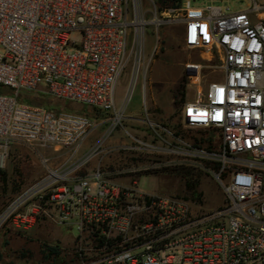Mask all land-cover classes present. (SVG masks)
I'll list each match as a JSON object with an SVG mask.
<instances>
[{"label":"built area","instance_id":"obj_1","mask_svg":"<svg viewBox=\"0 0 264 264\" xmlns=\"http://www.w3.org/2000/svg\"><path fill=\"white\" fill-rule=\"evenodd\" d=\"M174 11L185 46L219 58L221 80L186 101L181 117L188 128L218 132L216 147L185 145L206 163L225 202L199 210L190 199L142 193L134 182L112 181L101 163L112 150L105 140L124 117V108L115 107L116 81L131 65L133 87L144 66L146 25L158 27L169 17L155 11L146 20L138 0H0V87L12 90L0 92V168L12 144L70 153L68 164L55 167L42 157L46 173L0 206V226L27 229L47 219L73 230L67 264H264V3L233 10L214 0H182L165 13ZM158 48L155 43L151 57ZM183 67L191 79L200 77V62ZM21 91L86 104L96 118L55 113L19 100ZM102 124L108 125L103 137L77 158ZM129 137L124 150H158ZM95 155L98 164L86 170Z\"/></svg>","mask_w":264,"mask_h":264},{"label":"rangeland","instance_id":"obj_2","mask_svg":"<svg viewBox=\"0 0 264 264\" xmlns=\"http://www.w3.org/2000/svg\"><path fill=\"white\" fill-rule=\"evenodd\" d=\"M257 1L264 3V0ZM138 2L146 20L153 19L155 11L157 16L163 15L170 20L158 27L154 24L146 25L144 66L133 87L131 65L127 66L116 81L115 107L124 108V117L105 140V145L112 150L102 157L101 163L104 170L111 172L108 178L114 182L124 185L134 182L142 193L179 196L190 199L195 209H214L225 202L222 188L204 169L205 162L189 156L185 143L204 148L216 147L219 134L212 128L186 127L182 121L181 109L186 101L195 99L199 92H203L209 82L221 80L223 74L219 67L218 55L215 52L209 54L185 46L179 12L174 11L168 15L165 13L166 9L159 11L154 0ZM214 3L227 4L231 9L239 10L248 8L252 0H214ZM155 43L159 48L157 54L151 57ZM186 61L202 64L198 79L188 77L192 73L183 67ZM0 92L10 94L12 90L2 88ZM19 100L42 105L55 113L64 110L88 112L95 118L97 115L96 109L86 104L57 98L45 92L21 91ZM103 114L105 115V112ZM107 126L99 125L88 135L77 153V158H83L91 151L103 137ZM153 131L161 138L154 137ZM129 134L155 144L158 150H124L122 145L132 141ZM134 145L139 147L135 143ZM174 145L179 147L180 152L171 153L167 149ZM69 155L65 148L55 151L52 147L12 144L5 165L0 168V206L14 199L46 173L42 157L48 158L49 165L55 167L65 162L68 164ZM99 158V155H95L85 166L86 170L93 169ZM189 173L199 179L194 188L186 185ZM196 203L201 207H197ZM62 229L60 225L45 219L38 220L27 229L17 228L5 222L0 226V264H61L62 262L56 257L53 258V255H43L41 248L44 242H56L60 255L70 262L66 253L72 243ZM70 232L73 230L70 229Z\"/></svg>","mask_w":264,"mask_h":264},{"label":"trees","instance_id":"obj_3","mask_svg":"<svg viewBox=\"0 0 264 264\" xmlns=\"http://www.w3.org/2000/svg\"><path fill=\"white\" fill-rule=\"evenodd\" d=\"M156 4L158 5V10H167L169 7L176 8L179 7L181 4L182 0H154ZM1 90V89H0ZM188 173V172H186ZM190 176L186 182V185L190 188H194L198 182V178H194L191 173L188 174ZM43 247L41 248V251L45 257H50L53 255V258L56 257L58 258L62 263L61 264H66L67 260H65L63 255H60V249L57 245H51L47 244L44 242ZM22 254L24 253L23 251L21 252Z\"/></svg>","mask_w":264,"mask_h":264},{"label":"crops","instance_id":"obj_4","mask_svg":"<svg viewBox=\"0 0 264 264\" xmlns=\"http://www.w3.org/2000/svg\"><path fill=\"white\" fill-rule=\"evenodd\" d=\"M45 220H47V219H45ZM47 221H48V220H47ZM60 227L63 228L62 226H60ZM62 230L66 232V234H67V236H68V239H69L70 243H72V242H73V236L70 234V232H68L67 230H65V228H63ZM49 244H51V245H57V246H58V244H57L56 242L49 243ZM58 247H59V246H58Z\"/></svg>","mask_w":264,"mask_h":264}]
</instances>
